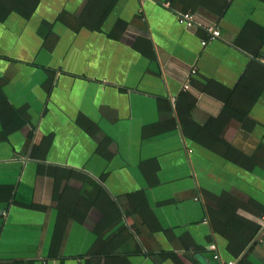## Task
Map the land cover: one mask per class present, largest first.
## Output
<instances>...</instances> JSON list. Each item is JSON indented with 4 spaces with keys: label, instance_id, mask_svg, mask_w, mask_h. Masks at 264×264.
<instances>
[{
    "label": "crops",
    "instance_id": "1",
    "mask_svg": "<svg viewBox=\"0 0 264 264\" xmlns=\"http://www.w3.org/2000/svg\"><path fill=\"white\" fill-rule=\"evenodd\" d=\"M1 95L0 264H264V0H0Z\"/></svg>",
    "mask_w": 264,
    "mask_h": 264
},
{
    "label": "built area",
    "instance_id": "2",
    "mask_svg": "<svg viewBox=\"0 0 264 264\" xmlns=\"http://www.w3.org/2000/svg\"><path fill=\"white\" fill-rule=\"evenodd\" d=\"M177 17H178V21L181 24L185 25L186 27H192L196 23L195 14L190 12V11L178 12ZM205 28L208 31L209 36L207 38L202 39L201 42L203 45H206L208 42L216 39L221 34L220 29L218 27L213 26V25H206ZM194 71L195 70L193 69L192 72H194ZM262 234L264 235V230H263ZM209 247L214 251L213 257L217 260H220V264H235L234 259L222 261L220 253L217 251L216 243H211L209 245Z\"/></svg>",
    "mask_w": 264,
    "mask_h": 264
},
{
    "label": "trees",
    "instance_id": "3",
    "mask_svg": "<svg viewBox=\"0 0 264 264\" xmlns=\"http://www.w3.org/2000/svg\"><path fill=\"white\" fill-rule=\"evenodd\" d=\"M3 100H5V96L1 95L0 101H1L2 103H4ZM58 196H59V194H56V198H58ZM251 231H252L253 236H254V234L257 233V230H256V229H255V230H251ZM247 243H248V241H244V240H242L241 245H240V247H239V250H240V249H243L244 246H246ZM239 252H240V251H239ZM239 252L236 253V254L238 255ZM242 259L244 260V259H246V258L244 257V258H242Z\"/></svg>",
    "mask_w": 264,
    "mask_h": 264
},
{
    "label": "water",
    "instance_id": "4",
    "mask_svg": "<svg viewBox=\"0 0 264 264\" xmlns=\"http://www.w3.org/2000/svg\"><path fill=\"white\" fill-rule=\"evenodd\" d=\"M264 230V229H263Z\"/></svg>",
    "mask_w": 264,
    "mask_h": 264
}]
</instances>
